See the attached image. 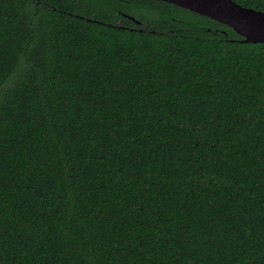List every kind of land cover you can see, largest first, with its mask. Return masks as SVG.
<instances>
[{"label": "trees", "instance_id": "1", "mask_svg": "<svg viewBox=\"0 0 264 264\" xmlns=\"http://www.w3.org/2000/svg\"><path fill=\"white\" fill-rule=\"evenodd\" d=\"M242 40L156 0H0V264H264Z\"/></svg>", "mask_w": 264, "mask_h": 264}, {"label": "water", "instance_id": "2", "mask_svg": "<svg viewBox=\"0 0 264 264\" xmlns=\"http://www.w3.org/2000/svg\"><path fill=\"white\" fill-rule=\"evenodd\" d=\"M210 18L233 29L242 42L264 44V12L244 7L234 0H156ZM131 19H135L130 17ZM140 24L139 21H136Z\"/></svg>", "mask_w": 264, "mask_h": 264}]
</instances>
